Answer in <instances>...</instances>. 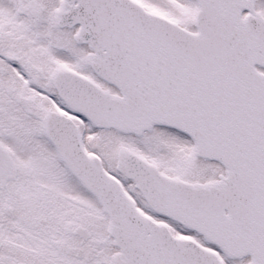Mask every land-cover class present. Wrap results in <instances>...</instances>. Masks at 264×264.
I'll return each mask as SVG.
<instances>
[{"label":"snow or ice","instance_id":"snow-or-ice-1","mask_svg":"<svg viewBox=\"0 0 264 264\" xmlns=\"http://www.w3.org/2000/svg\"><path fill=\"white\" fill-rule=\"evenodd\" d=\"M0 264H264V0H0Z\"/></svg>","mask_w":264,"mask_h":264}]
</instances>
